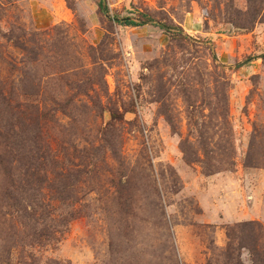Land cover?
I'll list each match as a JSON object with an SVG mask.
<instances>
[{
    "label": "rangeland",
    "instance_id": "1",
    "mask_svg": "<svg viewBox=\"0 0 264 264\" xmlns=\"http://www.w3.org/2000/svg\"><path fill=\"white\" fill-rule=\"evenodd\" d=\"M104 1L0 0V264H264V0ZM46 151L78 203L21 191Z\"/></svg>",
    "mask_w": 264,
    "mask_h": 264
},
{
    "label": "trees",
    "instance_id": "2",
    "mask_svg": "<svg viewBox=\"0 0 264 264\" xmlns=\"http://www.w3.org/2000/svg\"><path fill=\"white\" fill-rule=\"evenodd\" d=\"M102 7V3H101ZM107 11V8L105 9ZM116 22L122 26L127 27H139L144 26L147 24L155 25L161 29H163L165 32L169 34H174L179 37H181L184 40H188L190 42H194L190 36L186 35L184 31L178 27V26H169L162 23H159L155 21L150 15L148 14H141L140 20H134L131 18H115ZM208 43V42H207ZM213 56H215L214 52L212 53ZM216 58V57H214ZM264 60V54L259 55L257 57L248 58L244 63H241L238 65V67H242L243 65H246L248 63H251L254 60ZM114 118L120 119L119 116H114ZM58 156V155H57ZM23 158V157H22ZM35 159V158H34ZM79 159H84L86 161L88 159L86 154H82L79 156ZM38 166L37 168L42 169L45 173L44 178H42L39 174V171H35L29 175L28 178H26L24 181L25 186L21 188V191L24 193H27V191L33 190L35 193L39 192L41 188L44 187V184L47 182L46 180L49 177V173L54 176V179L56 183L51 184L50 183V189L54 191L55 195L52 197V201H59L62 203H78L77 197L74 195H68L70 192L72 193L76 189L75 183H71V180H75L76 182H80L85 176L90 177L91 170L88 169V166L80 165V166H74L78 169H69V168H62L63 161L61 159H58L55 155H52L48 151H46L45 155L38 156L37 157ZM48 174V176H47ZM28 184V186H26ZM34 185V187H33ZM57 185V186H56ZM6 198L10 199V201L14 198L7 195ZM28 199V198H27ZM16 203L11 202L13 204V207L19 206L22 202H19L18 199H15ZM29 206L31 208L32 213L29 214L27 210L25 209V214L27 217L31 220H34V228H33V234L31 235V242L35 245L39 246H45L47 243L51 242L54 238V231L50 226H44L41 228H38V224L44 222L46 218H48L50 209H48L50 206L49 204H46L43 197L37 196V194L32 198L28 199ZM45 225V223H43ZM39 229V230H38ZM11 251V250H9ZM32 263L37 262L36 258L31 255ZM22 262V261H21ZM18 264H26L25 262L18 263ZM34 264V263H33Z\"/></svg>",
    "mask_w": 264,
    "mask_h": 264
},
{
    "label": "water",
    "instance_id": "3",
    "mask_svg": "<svg viewBox=\"0 0 264 264\" xmlns=\"http://www.w3.org/2000/svg\"><path fill=\"white\" fill-rule=\"evenodd\" d=\"M102 8L105 10L106 9V4H105V1L103 0L102 2Z\"/></svg>",
    "mask_w": 264,
    "mask_h": 264
}]
</instances>
